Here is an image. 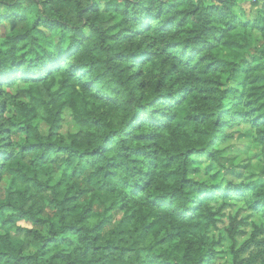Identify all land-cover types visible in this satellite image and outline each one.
Returning a JSON list of instances; mask_svg holds the SVG:
<instances>
[{
	"label": "trees",
	"instance_id": "trees-1",
	"mask_svg": "<svg viewBox=\"0 0 264 264\" xmlns=\"http://www.w3.org/2000/svg\"><path fill=\"white\" fill-rule=\"evenodd\" d=\"M245 1L252 18L233 11L237 0H0V117L11 106L20 126L0 121V177L19 184L0 199V222L32 225L22 240L0 235V264H214L223 235L231 264L264 256V198L248 201L261 188L193 178L196 161L221 164L238 127L253 132L264 163V0ZM56 41L71 49L66 59L48 52ZM134 93L149 112L157 93L178 102L160 124L129 110ZM63 110L77 127L66 137ZM12 130L24 138L5 139ZM112 161L157 175L124 196ZM157 181L167 195L144 197ZM232 200L261 217L239 248L242 223L218 227Z\"/></svg>",
	"mask_w": 264,
	"mask_h": 264
},
{
	"label": "rangeland",
	"instance_id": "rangeland-1",
	"mask_svg": "<svg viewBox=\"0 0 264 264\" xmlns=\"http://www.w3.org/2000/svg\"><path fill=\"white\" fill-rule=\"evenodd\" d=\"M238 1V0H237ZM241 12H245L246 16L252 18L255 13L248 1L239 0L237 4L236 13L241 16ZM7 27L0 26V39L6 34ZM88 34L87 32L84 33ZM262 43L258 45L260 49ZM23 85L17 83L14 87L8 89L10 95H15L18 90L22 89ZM26 102V100H24ZM15 116V112L11 106H8L4 115L0 117V121L3 122L4 126L13 125L17 129L19 125L13 122L12 118ZM39 131L42 135H45L48 127L42 122H39ZM77 132V127L72 121L71 114L68 110L61 112V122L59 134L66 137L67 135L74 134ZM232 136L228 140L227 145L223 146V159L221 164H211L208 161H196L198 172L193 175V178L203 181L209 185L227 183L236 185L239 183L253 182L256 187L264 188V176L262 170L264 169V163L261 158L260 148L254 142L253 132L246 127H238L231 131ZM9 138L10 141L16 142L24 138V135L16 130H12V133L7 134L5 139ZM219 169V170H218ZM211 180L209 183L208 180ZM239 181V183H236ZM17 185V186H16ZM16 182L12 185V178L6 174L0 177V199L3 200L6 191L8 189L13 190L14 187H18ZM243 205V206H241ZM50 212V210L48 209ZM228 217L236 218L237 222L242 223L240 229L244 231V235L237 236L235 238V248L237 243L239 246L242 245L250 236L252 232V224L261 226L260 215L249 212L243 202L241 201H230V206L223 211L222 222L218 225L219 229H224L228 225ZM0 222V235H7L10 239L18 241L23 239L24 231L32 229V225L28 222L18 221L16 223ZM247 237V239H244ZM233 241H231L226 235H223L221 246L216 248V254L214 258V264H231V252ZM250 250H253L252 248ZM34 250L30 249L27 253H32ZM246 252L245 254H247Z\"/></svg>",
	"mask_w": 264,
	"mask_h": 264
},
{
	"label": "clouds",
	"instance_id": "clouds-1",
	"mask_svg": "<svg viewBox=\"0 0 264 264\" xmlns=\"http://www.w3.org/2000/svg\"><path fill=\"white\" fill-rule=\"evenodd\" d=\"M9 2L10 3L14 2V0H9ZM235 10L236 9H233V11ZM29 46L32 47L33 45H29ZM133 46L134 45H130L129 47H133ZM64 47L65 45L62 41H56L50 44L48 48V52L53 54L54 56H59L62 59H66V57L70 54L71 49L68 52H65ZM156 47L162 48L163 41H161ZM117 50L118 49H114L111 46H108L106 48V54L111 56ZM152 51H156V48H153ZM47 54L48 53H45V55ZM157 63H159V61H157ZM36 70L39 71V68H37ZM169 91H171V89H169ZM157 95H159V99L156 101L154 107L158 106V111L149 112L147 108L143 110L140 109L138 105H140L141 102L143 101V94H135V93L130 99L129 110L133 113H140L142 118L159 117V123L163 124L165 121L170 119L169 113L173 110V107L178 102V99L175 96L160 95L159 93H157ZM135 124L136 121L134 120L133 124L129 125V128L133 127ZM125 143L129 148L131 147L130 141H125ZM112 163L116 164V168H117L116 176H115V184L117 187L125 189L122 192V195L124 196L127 195L128 191H130L134 185L146 186L152 181V178L157 175V173L152 169H145L149 172V175L145 176L144 171H137L135 168H129L128 165L130 164V161H123L122 163H117V161H112ZM180 172H181V168L178 167L176 174L179 175ZM208 182L209 183L211 182L210 178ZM236 183H239V181H237ZM197 187H199V185H193V189L189 194L194 195L195 188ZM152 189L153 191H145L143 193V196L148 199H151L153 193L159 195H167V189L165 185L163 183H160L159 181H157L155 184L152 185ZM253 198H264V188L259 189L258 192L256 191L251 192L248 196V201L250 202V200ZM173 210H178V209L176 208V206H174ZM244 239H247V237H245ZM258 239L264 240V236H261ZM261 247L264 248V245H262ZM237 248H239V243H237ZM254 255H255V250H250L247 254L239 256L238 259L241 261H248L251 260ZM256 264H264V256L257 257Z\"/></svg>",
	"mask_w": 264,
	"mask_h": 264
}]
</instances>
